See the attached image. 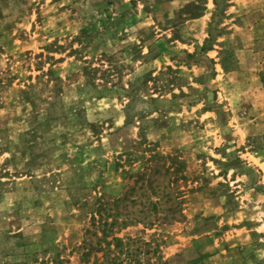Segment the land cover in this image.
Segmentation results:
<instances>
[{
  "label": "rangeland",
  "instance_id": "obj_1",
  "mask_svg": "<svg viewBox=\"0 0 264 264\" xmlns=\"http://www.w3.org/2000/svg\"><path fill=\"white\" fill-rule=\"evenodd\" d=\"M124 195V264H264V0H0V264Z\"/></svg>",
  "mask_w": 264,
  "mask_h": 264
},
{
  "label": "trees",
  "instance_id": "obj_2",
  "mask_svg": "<svg viewBox=\"0 0 264 264\" xmlns=\"http://www.w3.org/2000/svg\"><path fill=\"white\" fill-rule=\"evenodd\" d=\"M98 70L97 68L94 69L93 71L89 72L87 74V80L93 79L95 76V72ZM179 163V162H178ZM181 163V162H180ZM169 166L166 167L165 172L168 170ZM173 172V171H172ZM171 173V172H170ZM169 173V174H170ZM141 175V174H140ZM140 175L135 178V180H142L140 178ZM143 175V174H142ZM136 182V181H135ZM167 198L170 200L177 199L176 195L173 196L172 193H167ZM126 197L124 196H119V197H114L112 198V201H106L103 200L102 198L97 199V208L90 217L91 220V225L94 229H97V231L92 232L95 236V240L91 242L89 238L85 237L82 238L81 242L77 246V249L79 251V259L80 262L83 264H124L123 259L120 258V255L124 250V247L128 244L129 240L131 238H123L119 237L115 234L114 227H117L118 229H123L128 225H132L133 223H144L141 222L142 218L138 219H132L127 217H122L120 220H118V217L122 215L120 210H117L118 202H121L124 200L123 198ZM178 205V206H177ZM159 202H151V207L148 208V211L154 212V215L160 220V216L158 217L156 215V212L158 210H161L158 208ZM174 208H167L165 209V213L168 212L171 214V220H177V216H175V213L178 212V215H181V208L179 206V203H176ZM162 211V210H161ZM168 214H165L162 216V220H166ZM144 221V220H142ZM145 224L150 225L151 222L147 221ZM87 232H90V230H86ZM109 238V239H108ZM128 240V241H126ZM110 246H112V249H110ZM113 251L114 254L113 256H109L107 251ZM101 252V255H98V253ZM55 263L61 264L62 261L59 260V256L56 255L55 257ZM132 262L129 261V264ZM133 263L134 264H141L140 258L137 257V253L135 256H133ZM148 264H151L148 262Z\"/></svg>",
  "mask_w": 264,
  "mask_h": 264
}]
</instances>
